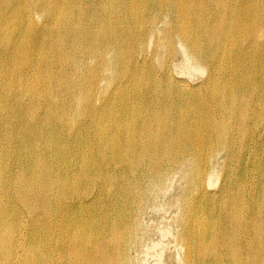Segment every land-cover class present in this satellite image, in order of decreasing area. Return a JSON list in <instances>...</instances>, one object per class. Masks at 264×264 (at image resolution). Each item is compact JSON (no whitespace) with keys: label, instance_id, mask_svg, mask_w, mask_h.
I'll return each mask as SVG.
<instances>
[{"label":"bare ground","instance_id":"1","mask_svg":"<svg viewBox=\"0 0 264 264\" xmlns=\"http://www.w3.org/2000/svg\"><path fill=\"white\" fill-rule=\"evenodd\" d=\"M180 171L182 264H264V0H0V264H131Z\"/></svg>","mask_w":264,"mask_h":264},{"label":"rangeland","instance_id":"2","mask_svg":"<svg viewBox=\"0 0 264 264\" xmlns=\"http://www.w3.org/2000/svg\"><path fill=\"white\" fill-rule=\"evenodd\" d=\"M39 20L43 21V17ZM156 63L161 66L158 59ZM174 66L173 81L185 82L194 88L202 85V73L183 64L179 54L174 59ZM97 102L99 104L98 99ZM222 178V174L214 178L211 192L219 189ZM190 189L188 180L180 171L161 190L148 191L151 200L141 217L142 241L129 249L131 264H182L184 246L178 240L182 207L175 199Z\"/></svg>","mask_w":264,"mask_h":264}]
</instances>
